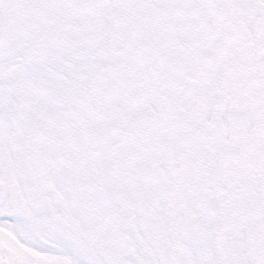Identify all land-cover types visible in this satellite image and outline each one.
Listing matches in <instances>:
<instances>
[{
    "label": "snow or ice",
    "instance_id": "obj_1",
    "mask_svg": "<svg viewBox=\"0 0 264 264\" xmlns=\"http://www.w3.org/2000/svg\"><path fill=\"white\" fill-rule=\"evenodd\" d=\"M0 264H264V0H0Z\"/></svg>",
    "mask_w": 264,
    "mask_h": 264
}]
</instances>
